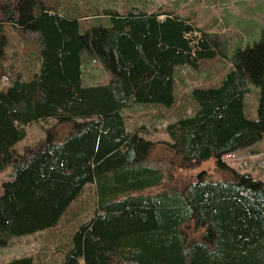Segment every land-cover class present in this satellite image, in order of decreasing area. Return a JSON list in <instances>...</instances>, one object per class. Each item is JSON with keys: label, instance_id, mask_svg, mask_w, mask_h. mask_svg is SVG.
I'll return each mask as SVG.
<instances>
[{"label": "trees", "instance_id": "obj_1", "mask_svg": "<svg viewBox=\"0 0 264 264\" xmlns=\"http://www.w3.org/2000/svg\"><path fill=\"white\" fill-rule=\"evenodd\" d=\"M80 30L81 16L44 0H0V83L7 25L34 31L39 67L0 87V248L16 237L52 228L86 184L95 185V209L74 230L61 264H264V178L238 172L222 155L264 137V26L258 40L229 57L219 83L195 87L191 114L165 127L168 142L128 129L123 110L176 102L175 68L225 57L226 42L192 18L173 11L105 9ZM97 58L106 83L86 84L83 53ZM7 76V77H6ZM259 88L258 116L244 99ZM54 119L42 141L22 152L25 127ZM69 130L57 141L55 126ZM168 145L178 167L213 158L222 174L199 171L182 189L155 194L164 172L149 158ZM192 226L202 230L189 240ZM0 264H35L22 256Z\"/></svg>", "mask_w": 264, "mask_h": 264}, {"label": "rangeland", "instance_id": "obj_2", "mask_svg": "<svg viewBox=\"0 0 264 264\" xmlns=\"http://www.w3.org/2000/svg\"><path fill=\"white\" fill-rule=\"evenodd\" d=\"M70 14L81 16L80 30L84 31L96 24L105 9L124 12L129 8H144L148 11H173L189 16L202 28L220 34L226 42L225 57H216L191 68L186 65L175 68L176 102L170 107L155 104L132 105L123 110L127 128H142L143 137L154 142H168L165 127L178 116L191 114L197 109V103L189 98L195 87H205L220 82L221 77L230 68L229 57L238 48H244L258 40L264 26V0H44ZM7 45L3 54L2 66L8 75L0 83L5 88L15 74L29 78L39 67L38 38L34 31L21 30L7 25ZM83 73L86 84L106 83L110 75L104 71L101 62L86 52L83 53ZM7 77V76H6ZM259 88L251 85L244 99V113L248 118H257ZM54 119L39 120L25 127L26 136L15 146L18 152L25 147L42 141L46 130L54 128ZM69 130L68 124L55 126L56 140L61 141ZM222 160L233 170L250 173L253 177L264 178V137L250 146L236 149L222 155ZM152 165L164 172L162 182L143 191V194H155L164 190L182 189L199 171H205L213 178L222 174L215 169L214 159H208L198 165L187 168L178 167V160L168 147H157L149 158ZM11 167L0 173L1 184L9 177ZM95 185L86 184L78 197L73 200L61 215L58 223L50 229L22 235L12 240V244L0 248V263L22 256H33L35 264H61L63 252L71 242V236L82 222L95 209ZM192 226L187 231L189 240L197 239L201 233ZM119 264H135L122 261Z\"/></svg>", "mask_w": 264, "mask_h": 264}]
</instances>
